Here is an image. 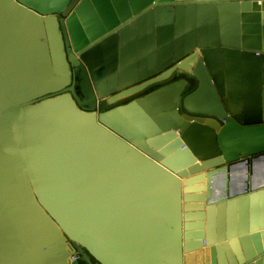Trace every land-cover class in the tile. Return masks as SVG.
<instances>
[{"label": "water", "instance_id": "obj_1", "mask_svg": "<svg viewBox=\"0 0 264 264\" xmlns=\"http://www.w3.org/2000/svg\"><path fill=\"white\" fill-rule=\"evenodd\" d=\"M264 0H0V264H264Z\"/></svg>", "mask_w": 264, "mask_h": 264}, {"label": "crops", "instance_id": "obj_2", "mask_svg": "<svg viewBox=\"0 0 264 264\" xmlns=\"http://www.w3.org/2000/svg\"><path fill=\"white\" fill-rule=\"evenodd\" d=\"M258 165H259V167H263L264 166V162L263 161H259Z\"/></svg>", "mask_w": 264, "mask_h": 264}]
</instances>
